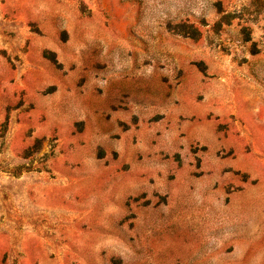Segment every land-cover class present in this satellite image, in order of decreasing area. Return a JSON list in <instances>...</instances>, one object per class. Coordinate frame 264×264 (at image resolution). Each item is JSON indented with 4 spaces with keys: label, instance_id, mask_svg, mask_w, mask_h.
<instances>
[{
    "label": "rangeland",
    "instance_id": "obj_1",
    "mask_svg": "<svg viewBox=\"0 0 264 264\" xmlns=\"http://www.w3.org/2000/svg\"><path fill=\"white\" fill-rule=\"evenodd\" d=\"M0 264H264V0H0Z\"/></svg>",
    "mask_w": 264,
    "mask_h": 264
}]
</instances>
